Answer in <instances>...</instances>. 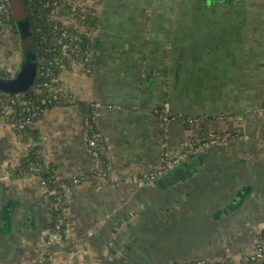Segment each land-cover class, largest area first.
<instances>
[{"label": "crops", "instance_id": "1", "mask_svg": "<svg viewBox=\"0 0 264 264\" xmlns=\"http://www.w3.org/2000/svg\"><path fill=\"white\" fill-rule=\"evenodd\" d=\"M79 1L98 19L93 72L68 68L60 82L95 105L109 175L69 190L62 240L48 242L50 201L39 178L20 170L34 141L0 116V264L239 262L264 229V0H207V23L195 19L194 0ZM3 30L0 69L13 77L22 47ZM34 129L60 177L95 170L77 107L46 110ZM206 132L228 134V143L138 183Z\"/></svg>", "mask_w": 264, "mask_h": 264}, {"label": "trees", "instance_id": "2", "mask_svg": "<svg viewBox=\"0 0 264 264\" xmlns=\"http://www.w3.org/2000/svg\"><path fill=\"white\" fill-rule=\"evenodd\" d=\"M4 1L7 5L8 12L7 14L0 16V27L7 26L11 29L12 33L16 34L15 22L17 20L29 13L34 17L35 31L39 47L38 57L40 61V72L36 79L35 86L28 92L19 95H0V113L5 110V108L12 112V114L7 116H0H2L7 122L16 126L21 125L26 121H30L32 125L26 124L22 129H20L21 131L18 130V132L21 133V137L23 139L31 138L34 142H39V134L37 130L34 129V125L41 118L43 112L55 107L75 106L84 114L87 139L94 140L98 146H104V151L99 154L101 166L103 168L109 167V153L104 138L103 136L97 138V135L101 133L96 124L95 105L80 101L75 97L69 101L70 98L67 97L65 92H51L50 86H56V84H50L48 86L51 76L58 78L61 75L60 68L55 64L56 61L62 60L63 64H65L67 68H70L72 62L82 60L83 52L91 46V41L86 37L85 33L79 31V28L84 30L87 29L89 31H94L98 28V19L95 15L94 9L88 8L86 12L77 11L73 14L78 26H76V29L73 28L72 31L79 34L83 38L82 53L71 52V55L67 57L61 52V43L59 42L61 36L59 33L57 34L56 31H54L57 21H55L51 15L55 6L60 7L61 4H63V9L61 10L62 14V11L68 7L65 2L60 0H26L25 3V0H18L20 4L19 6H21L19 8L23 11V15L17 16L16 14L14 15L15 10L11 6V1ZM64 42L68 43L70 47L73 46V43H70L68 40H65ZM2 43L3 39L0 38V46ZM48 73L50 78L47 76ZM8 75L9 74L0 69V77L8 78ZM161 109L163 108H158L159 114ZM89 150H95V147H90ZM30 164H34L40 168L39 172L41 173V177L45 181L46 185L45 194L52 205L50 210L49 232L54 230L55 223L59 219H62V228L65 231L67 220L64 210L67 207V203L65 204V201L67 202V197L64 188L71 190L83 181H96V178L93 177L94 173H89V177H86L87 175H85L74 179L60 177L56 172L55 166L52 163L46 162L42 147H31L28 155L23 158L20 167L22 170L27 171L29 167L28 165ZM51 192L54 193L50 194ZM53 205L55 207H53ZM63 234L64 232L62 235ZM262 246H264V229L257 236L254 251L258 247ZM253 252L244 255L239 262L232 261L226 255L216 261L223 264H264V251L261 259L257 261H250L249 258L252 256ZM28 264L39 263L36 261ZM44 264L48 263L44 262Z\"/></svg>", "mask_w": 264, "mask_h": 264}, {"label": "built area", "instance_id": "3", "mask_svg": "<svg viewBox=\"0 0 264 264\" xmlns=\"http://www.w3.org/2000/svg\"><path fill=\"white\" fill-rule=\"evenodd\" d=\"M60 1H63L66 3V5L68 6L67 9H64L62 11V14H61V10L63 9V4H61L60 7L55 6V8L51 12V15H52V18L55 21H57V23L54 27L55 28L54 31H56L57 34L59 33V35L61 36L59 39V42L61 43V52L64 56L68 57L71 55V52L72 53H82L83 38L79 34L74 33L72 31L73 28L76 29V26H78L76 19L74 18L73 14L76 13L78 11V9H79V11L86 12L88 10V8L82 6V4L80 3L79 0H60ZM82 7L85 9H83ZM7 12H8V8H7L5 1L0 0V16L7 14ZM2 28H3V26L0 27V32H1ZM79 31L85 32L86 37L91 41V35H93L94 31H96V30L89 31L87 29L84 30V29L79 28ZM65 40H68L70 43H73V46L70 47V45L68 43L64 42ZM91 43H92V41H91ZM82 57H83L82 58V65H83L82 68L87 69L86 71H88V72H90V71L93 72L92 71L93 69H92L91 46L89 47V49H87L83 52ZM55 64L60 68L61 73L68 69L66 67V65L63 64L62 60L56 61ZM82 72L87 74V72H85V71H82ZM47 76L50 78L49 73L47 74ZM50 84H56V86H52V85L50 86L51 92H54V93L65 92L62 90L63 85L60 82V77L57 78V77L51 76L48 86ZM68 94H69V95H67L68 98H70V97L74 98L75 97L72 92H68ZM4 111L6 113H8V110L6 108ZM167 119L168 118H166V120ZM25 123L26 124H32L30 121H26ZM25 123H22V124L26 125ZM101 136H102L101 134H98L97 138H100ZM203 136L204 137L199 139L197 145H195V144L189 145V143H186L185 145H187V146L183 147L179 151H177L175 153H171V154H166L164 159L162 160L161 164H159L158 166H156L150 170L143 171L141 173L139 180H138V183L144 184V183L156 181L157 179L162 178V177L170 174L176 167L182 165L187 160V158H189L192 154L203 152V151H208L209 149L214 148V147L225 146L228 143V138H229V136L226 134L215 135L212 132H209ZM87 145H88L89 149H90V147L91 148L95 147V150H90L91 156L96 163L95 170H98L97 177H95V175H94V177L96 179L105 178V177H103L104 175L102 174V171H101L102 166H101L100 161H99V154H100V152L104 151L103 150L104 146H98L94 140H90V139L87 140ZM98 147H101V148H98ZM92 173H94V171ZM62 225H63V223H62ZM62 225H61V228H60V226L56 227V229H57L56 233L58 232L59 228H60L62 233L64 232ZM263 251H264V246L258 247L257 249H255V251L253 252L252 256L249 258V260L250 261H257V260L261 259L263 257V254H262ZM193 263L206 264L207 261L206 260H199V261H195ZM193 263H191V264H193ZM218 264H223V263L220 262Z\"/></svg>", "mask_w": 264, "mask_h": 264}, {"label": "rangeland", "instance_id": "4", "mask_svg": "<svg viewBox=\"0 0 264 264\" xmlns=\"http://www.w3.org/2000/svg\"><path fill=\"white\" fill-rule=\"evenodd\" d=\"M11 1V6H12V8L15 10L14 11V15L16 14H19V12H20V8L19 7H21V6H19L20 4H19V2H18V0H10ZM195 1V11H197V13H196V17H195V19L196 20H201V19H203V21L204 22H208V19H209V17L212 15V13H211V9H210V7L207 5V3H206V1L207 0H194ZM202 2H203V6H202ZM222 5V3H217L214 7H215V9H216V11H221L220 13L221 14H224V15H232L233 14V11H234V9L233 8H231V7H228V6H225L224 4H223V6H221ZM85 7V6H84ZM83 8V7H82ZM202 8V9H201ZM83 9H85V8H83ZM191 10H192V8H191ZM78 12H82V11H79V9H78ZM185 23V20L183 21V23L182 24H184ZM2 33L4 34V30H3V28H2V30H1V32H0V38L2 39V38H4V36L2 35ZM83 33H85V32H83ZM94 37H95V31H94V33H93V35H91V41L93 42V40H94ZM69 57V56H68ZM73 65V66H72ZM67 67V66H66ZM83 67V65H82V60L81 61H74V62H72L71 63V67L70 68H77V69H79V70H81V71H85V72H87V74H92V72L90 73V72H88V71H86L87 69H83L82 68ZM62 90L63 91H65L66 92V94L67 95H69L68 94V92H70V91H68V90H66L64 87H62ZM68 91V92H67ZM55 99H56V97H55ZM73 98H71L70 97V99H69V101L70 100H72ZM162 107H163V109H161L160 110V114H159V116H160V120L162 121V122H167L168 120H169V118H170V114L168 113V112H166V108L168 107L167 105H162ZM158 110V109H157ZM9 114H12V112L11 111H9L8 110V113H6L4 110L0 113V115H9ZM166 118H168L167 120H166ZM185 122L187 123V124H190L191 122H193V120L192 119H185ZM8 123H10V122H8ZM11 125H13V127H14V129L18 132V130L19 131H21L20 129H22L25 125L24 124H21V125H14V124H12V123H10ZM26 124V123H25ZM32 125V124H31ZM207 133H209V132H206V133H203V134H201V135H198V136H191L190 137V139H189V141L188 142H186V143H189V145H193V144H195V145H197V143H198V141H199V139L200 138H202V137H204L203 135H206ZM212 133H214L215 135H219L218 133H216V132H212ZM18 134H19V136H21V133L20 132H18ZM226 135H228V134H226ZM185 143V144H186ZM183 145L182 146V148L183 147H186L187 145ZM194 145V146H195ZM31 147H41V144L39 143V142H32L31 143V146H30V148ZM29 148V149H30ZM182 148H180V149H182ZM179 149V150H180ZM178 150V151H179ZM29 152V151H28ZM28 152H27V154L26 155H28ZM206 151H203V152H199V153H194V154H192V155H195V154H204ZM25 155V156H26ZM24 156V157H25ZM187 160H188V158H187ZM186 160V161H187ZM186 161L183 163V165L186 163ZM21 166V165H20ZM29 167H28V169H27V172H30V173H32L34 176H36L37 178H39V184H40V186L44 189V192H46V185H45V181L42 179V177H41V173L39 172L40 171V168L38 167V166H36V165H34V164H30V165H28ZM109 167H107V168H103L102 167V169H101V171H102V174L104 175L103 177H105V178H103V179H107L108 178V175H109V170H110V168L108 169ZM20 170H22V168L20 167ZM94 175H95V177H97V173H98V170H94ZM94 175H93V177H94ZM169 175V174H168ZM168 175H166V176H168ZM86 177H89V175H87ZM94 177V178H95ZM161 178H159V179H157L156 181H153V182H148V183H144V184H153V183H155V182H157L158 180H160ZM139 180V178L137 179V181ZM65 189V194L67 195V193L69 192V189L68 188H64ZM54 192H51L50 194H53ZM60 197H62V196H60ZM67 202L65 201V204H66ZM51 207H52V205H51ZM53 207H55L54 205H53ZM54 209V208H53ZM61 225H62V219H59L56 223H55V227H54V230L53 231H51V232H49V234H48V236H47V241L48 242H53V241H60V240H62V237H63V235H62V232H61V230H60V228H61ZM58 226H60V228L58 229V232L56 233V227H58ZM216 260H218V259H216ZM216 260H214V259H209V260H207V263L206 264H218V263H220V262H218V261H216ZM44 260L43 259H40V260H38V263L39 264H44ZM191 263H193V262H191ZM190 263V261L188 262V264H191ZM193 264H199V263H193ZM201 264V263H200Z\"/></svg>", "mask_w": 264, "mask_h": 264}, {"label": "water", "instance_id": "5", "mask_svg": "<svg viewBox=\"0 0 264 264\" xmlns=\"http://www.w3.org/2000/svg\"><path fill=\"white\" fill-rule=\"evenodd\" d=\"M15 25L22 47V61L18 72L13 77H0V95H19L28 92L35 86L36 79L40 72V61L38 57L39 47L34 17L29 13L25 18L16 21ZM198 156H200V154L191 155L188 160ZM181 166H183V164L179 167Z\"/></svg>", "mask_w": 264, "mask_h": 264}]
</instances>
